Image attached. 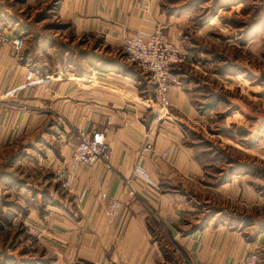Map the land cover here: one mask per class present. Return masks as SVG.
I'll return each instance as SVG.
<instances>
[{"label":"crops","instance_id":"crops-1","mask_svg":"<svg viewBox=\"0 0 264 264\" xmlns=\"http://www.w3.org/2000/svg\"><path fill=\"white\" fill-rule=\"evenodd\" d=\"M21 2L35 12L55 5V19L68 30L70 46H79L71 56L66 50L64 58L58 57L45 37L28 35L21 54L11 45L0 54V154L11 156L7 169L19 166L28 172L17 187L22 200L15 214L25 225L44 228L41 238L31 236L26 244L28 255H35L29 257L33 264H241L249 252L260 254L264 264V219L236 218L239 210L247 217L251 209L264 207V178L256 167L240 172L224 159L213 177L216 183L209 182L206 149L190 141L185 127L189 120L204 119L196 82L179 69H197L190 63L192 53L180 45L191 13L169 12L164 0ZM146 20L158 23L186 55L171 71L167 109H161L153 92L144 100L138 96L146 75L122 53V39L134 26L147 25ZM44 55L58 57V66L46 67ZM45 76L56 79L37 83ZM140 91L146 93V88ZM78 129H106L110 168L102 163L79 168L73 193L65 194L54 169L68 164ZM262 142L264 134L256 147L264 155ZM146 143L153 151L145 155L144 181L130 198L124 181ZM114 198L122 204L109 223L104 209ZM6 210L11 211L3 208L1 213L11 216Z\"/></svg>","mask_w":264,"mask_h":264},{"label":"rangeland","instance_id":"rangeland-1","mask_svg":"<svg viewBox=\"0 0 264 264\" xmlns=\"http://www.w3.org/2000/svg\"><path fill=\"white\" fill-rule=\"evenodd\" d=\"M164 3L169 12L192 15L191 24L182 32V43H179L184 52L192 53L190 63L197 69L189 66L179 69L186 72L188 80L196 82V103L201 114L204 112L203 120L199 123L189 120L186 123L189 127H185L191 133L190 141L206 149L203 160L209 167L206 170L208 181L216 183L213 177L218 176L224 159L233 161L230 168L240 172L256 167L264 178V155L256 148L264 134V0H164ZM1 6L4 11L0 10V19L7 22L1 20L3 26L7 30L12 28L13 33L22 37L24 47L25 36L31 35L32 39L41 35L47 44H54L58 57L64 58L66 50L71 56L79 49L78 45L70 46L68 30L55 19V5L50 4L38 12L27 9L21 0H0ZM68 55L66 64L70 61ZM58 57L44 55L45 66H58ZM148 79L139 84L138 96L143 100L152 93ZM144 87L146 93L140 91ZM0 156L5 161L0 164V178L5 181L0 182V219L4 223L0 227V264H19L21 259H25L21 264H33L34 259L29 257L35 255L32 252L30 256L26 251L29 250L26 244L33 239L26 231L25 221L15 214L22 200L17 187L28 172L21 171L19 166L7 169L11 156L4 153ZM241 161L243 165L239 164ZM3 208H10L11 211H6L11 216H4ZM241 212L236 215L240 220L259 223L264 219V207L251 209L247 217ZM225 217V214L217 216L218 219ZM6 220H11L10 224Z\"/></svg>","mask_w":264,"mask_h":264},{"label":"built area","instance_id":"built-area-1","mask_svg":"<svg viewBox=\"0 0 264 264\" xmlns=\"http://www.w3.org/2000/svg\"><path fill=\"white\" fill-rule=\"evenodd\" d=\"M145 23L147 25L134 26L132 34H128L122 39V53L127 62L133 64L149 78L148 80L153 86L154 98L161 109H167L170 107L169 91L174 82L171 71L185 61L186 55L176 43L165 37L158 23L150 20H146ZM24 44L22 37L15 36L12 38L0 21V54L7 45H11L17 54H21ZM55 79L51 76H45L39 79L37 83H51ZM74 135L75 141L71 147L68 164L56 166L54 169V175L60 188L69 194L74 191L73 175L79 168L92 169L99 163H102L106 169L110 168V150L106 138V129L92 131L78 129ZM152 151V145L149 143L142 147L138 152L131 175L124 181L125 194L130 198L136 196L137 183L144 181L145 170L142 167V162L145 155ZM167 155L168 153H165L162 157L166 158ZM102 198H105V195H102ZM121 204L119 198L109 200L104 209L105 218L109 223L118 217ZM3 225L4 223L0 219V227ZM41 226L25 225V228L32 237L41 238L44 234V228ZM241 264H261L260 254L257 252L247 253Z\"/></svg>","mask_w":264,"mask_h":264},{"label":"trees","instance_id":"trees-1","mask_svg":"<svg viewBox=\"0 0 264 264\" xmlns=\"http://www.w3.org/2000/svg\"><path fill=\"white\" fill-rule=\"evenodd\" d=\"M152 88H153V86L151 85V86H150L151 92H152ZM141 90H142V89H141ZM144 96H145V95H144ZM145 97H146V96H145Z\"/></svg>","mask_w":264,"mask_h":264}]
</instances>
